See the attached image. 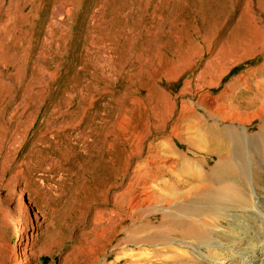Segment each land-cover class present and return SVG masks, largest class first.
<instances>
[{
  "label": "rangeland",
  "instance_id": "1",
  "mask_svg": "<svg viewBox=\"0 0 264 264\" xmlns=\"http://www.w3.org/2000/svg\"><path fill=\"white\" fill-rule=\"evenodd\" d=\"M103 1L29 0L18 29L8 0H0V264H241V249L264 244V115L256 113L264 99V1L173 0L156 18L164 20L157 36L172 47L162 46L157 59H138L145 37L136 36L122 64L112 45L97 42L112 21L113 4L105 9ZM169 9L177 15L175 34ZM127 18L130 26L136 19L150 25L144 10ZM189 40L199 52L161 76L176 61L175 43ZM86 62L101 79L92 92ZM37 64L42 95L22 114L20 89ZM225 115L234 116L222 121ZM222 132H233L236 143ZM228 167L239 178L225 188L236 199L229 213L243 219L226 217L215 197L203 207L205 218L190 222L185 206L201 204L191 201L195 193H209L201 187L189 195L196 183L187 185L188 174L215 178ZM25 182L49 201L44 210L33 206L34 194H20ZM27 212L24 224L19 215Z\"/></svg>",
  "mask_w": 264,
  "mask_h": 264
},
{
  "label": "bare ground",
  "instance_id": "2",
  "mask_svg": "<svg viewBox=\"0 0 264 264\" xmlns=\"http://www.w3.org/2000/svg\"><path fill=\"white\" fill-rule=\"evenodd\" d=\"M153 0H147L146 3H141V0H104L102 5L105 7V9H107V5L110 6L111 4V17H112V21L111 23L106 26L104 28H102L100 30V36L99 39H97V42L99 44H103V43H108L110 45L113 46V48L110 49V53H115L116 55H118V59L120 64L124 63L127 60L128 55H130V50L133 48V44H134V37L136 36H140V37H145V40L142 41V44L140 45L139 50H137L136 55L138 59H143L145 54H150L151 58L153 59H157L159 58L160 55V49L163 47H172V43H170L169 41L166 42H162V40L157 36V32L163 28L164 26V20H161L159 23L156 21L157 18V14L158 13H164L166 11V9L171 5V2L173 0H157L155 3H151ZM259 1L258 3L260 4L262 0H257ZM264 1V0H263ZM9 3V15H11L12 19L16 22V28L18 29H22V25H20V23H23L26 19H27V14H25V10L27 8V6L29 5V0H8ZM203 5H207L206 7L209 9L210 12H213L211 10V6L209 4H202ZM101 7L102 10H105L104 7ZM264 6V3H263ZM143 7V8H142ZM137 8L138 10H144L146 11V13L150 15V25L148 27H146L145 25H142V20L141 19H136L135 22H133V26H130L128 24V19L127 18L130 14L133 13L134 9ZM204 10L202 7L199 8V13H202ZM106 13V12H104ZM177 15H174V9H169L168 10V16H167V22L169 25V30L171 31L172 34H175V23L174 20H176ZM127 18V19H126ZM171 19V20H170ZM105 22V21H103ZM146 30L145 34H142L143 30ZM156 29V30H155ZM53 37H56V40L61 41V43H63L64 38L61 37V35L59 33H53ZM89 35H87L86 38H88ZM246 45V44H245ZM249 46V45H248ZM15 47L12 45V48ZM174 50L172 51L173 56L175 57L176 61H174L173 63L169 64V67L166 71H161L160 75L161 76H166V75H170V74H174L176 72V70L180 67L181 63L180 61H183L184 59H186L190 54H196L198 53V49L195 47L194 43L192 40L187 41V45L186 46H181L180 43H175V47L173 48ZM176 49V50H175ZM207 50H209V47H207ZM58 51L59 50H54L53 54L55 56L58 55ZM208 52V51H207ZM43 62V60H42ZM112 59L110 58V62H108L106 64V68L107 69H112ZM176 62V63H175ZM38 65V64H37ZM84 68L86 69H92L94 71V78L92 80L93 83H91L90 88H87V91L92 92L93 89H95L96 85L101 81V79L99 78V76H95V65L92 64L91 62H86L84 63ZM45 70V69H44ZM42 72H43V68L38 65L37 69H31L29 77L30 79L28 80L27 84L22 87L20 89L21 91V100H22V106L24 108V110L22 111V114L25 113V111L27 109H29L31 107V102L34 100L37 101V99L39 98L40 95H42V90H39L41 88V80H42ZM159 73V72H158ZM85 74V72H84ZM83 74V76H84ZM24 77L22 74V71H18L17 73V80L18 82H20V78ZM80 74L79 76L76 74L72 80H73V85L78 87V78H80ZM70 83V81H68V84ZM6 91L8 90L9 92L11 91L10 87L6 88ZM2 90V89H1ZM4 90V89H3ZM22 108V109H23ZM249 109L251 107H248ZM247 107L245 109H248ZM256 113H261L264 115V99L262 101V104L259 106L258 110L256 111ZM234 115H230V116H223L222 121H227V119H231ZM260 130H264V125H262L260 128ZM221 138H228V142L231 143H236L237 138H235L233 132H228L226 134H224V132L220 133L219 135ZM77 140H80V138H83V134H79L76 136ZM218 138V139H221ZM42 138H40L41 140ZM255 145H252L251 147V152L253 155H258L259 152H264V145L263 147L260 149L258 147L257 143L260 142H255ZM236 145V155L237 157V161L238 163L244 167V163L242 160L243 157V151L242 148H240L241 146L239 144H235ZM219 146V144H218ZM33 147V146H32ZM29 148L27 150L28 153V157L32 158V154L35 153L36 150H34L33 148ZM21 148V146L19 147ZM217 150H219V148L216 147ZM223 158V157H220ZM227 158V157H226ZM228 159V158H227ZM221 163H225L224 159L220 160ZM24 163H20V166H22ZM223 167L225 168V166L223 165ZM193 169V168H190ZM227 169V175L226 176H220V177H208L206 178H199V175L197 174V172H194L191 174H188V180L189 183H187V185H191L192 182H195L196 185L193 186V188L190 190L189 195L193 194L194 192H197V190H199L201 187H205L207 188V191L209 193L208 197L203 198V197H199L197 195V193L194 194V196L192 197L191 201H195L199 202L201 204H195L193 206V208L185 206L187 210V215L189 216L190 222H192L191 218L194 219L197 217L198 218H205V213L208 210H204L203 207L206 206L208 204V201H213V199L216 197L217 200H220V202H223V205L225 207V210L222 211L224 212V215L228 218L231 219H243L240 216H236L235 214H230V206H231V202H235L236 199H234L231 195H229L228 193H226V186H227V182L230 178L232 179H236L237 176H235L236 173L233 172V169H231L230 167L226 168ZM237 180H239V178H237ZM181 185V184H180ZM200 185V186H198ZM203 185V186H202ZM182 186V185H181ZM216 187V189H215ZM27 191L28 193H32L34 194V199H33V206L36 209H40V210H44V208H46L49 205V201L43 197L40 196L38 194H36V191H32L29 188V185L27 182H25L23 190L20 191V194H22L24 191ZM188 194V193H187ZM253 195L256 196V192H253ZM170 197H168V201L171 198H174V195H168ZM166 197V196H165ZM176 197V196H175ZM187 197V196H186ZM210 197V198H209ZM187 199V198H185ZM184 199V201H185ZM211 199V200H209ZM173 200V199H172ZM170 200V202L172 201ZM205 201V202H203ZM219 205V204H218ZM21 207L24 208L25 210L29 209V205L25 204V199L22 198L21 200ZM203 209V210H202ZM138 214V213H137ZM141 214V212L139 213ZM176 215H178L177 213H175ZM21 219H23V223L26 224L28 220H31V214L27 213H23L20 214L19 216H21ZM179 216V215H178ZM37 215H34V223L37 224ZM125 222V221H124ZM123 222V223H124ZM180 224V223H179ZM197 224V223H196ZM162 225V224H160ZM171 225H175V224H171ZM181 226V224H180ZM136 228L138 226H135ZM135 229V228H134ZM183 229V228H182ZM183 235H185L184 233H182ZM260 234V233H259ZM170 233H167V236H169ZM261 235L264 237V229H262L261 231ZM175 238L177 239H182L184 238L181 234H177V235H173ZM186 237H188V239H191V243L192 244H197V240L195 238H192L193 235L191 232H188L186 234ZM200 241H198L199 243ZM97 243V240L95 241H91L89 242V244L94 245ZM204 243V241L202 242ZM208 246H218V243H208ZM256 246H250V250H246V249H241L243 250V255L240 253L238 256H240L237 261L241 264H244L245 262L247 264H264V244L263 243H259V245H257V243H255ZM214 261V260H213ZM220 264V263H217ZM222 264H235V261L232 258H228V260H224L222 261Z\"/></svg>",
  "mask_w": 264,
  "mask_h": 264
}]
</instances>
